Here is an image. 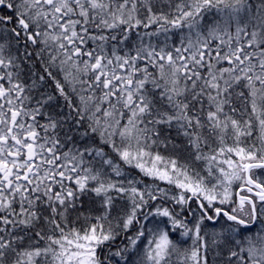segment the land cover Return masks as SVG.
<instances>
[{"label": "snow or ice", "instance_id": "obj_1", "mask_svg": "<svg viewBox=\"0 0 264 264\" xmlns=\"http://www.w3.org/2000/svg\"><path fill=\"white\" fill-rule=\"evenodd\" d=\"M0 264H264V0H0Z\"/></svg>", "mask_w": 264, "mask_h": 264}]
</instances>
